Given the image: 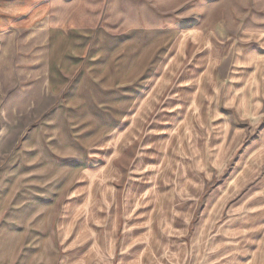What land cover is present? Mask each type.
I'll list each match as a JSON object with an SVG mask.
<instances>
[{"label":"crops","instance_id":"1","mask_svg":"<svg viewBox=\"0 0 264 264\" xmlns=\"http://www.w3.org/2000/svg\"><path fill=\"white\" fill-rule=\"evenodd\" d=\"M42 1L0 0V27L15 19L37 22L39 15L51 19L53 1L44 7ZM125 34L124 56L118 49L96 52L88 59L93 70L78 73L77 84L63 80V90L97 97L78 111L113 102L106 111L121 116L66 185L51 259L29 264H218L211 258L219 251L208 238L202 244L212 220L192 215L189 194L212 180L215 139L217 155L225 144H241L239 123L247 122V169H264V36L230 41L199 27H137ZM80 49L78 43L68 52L83 54ZM76 60L70 57L69 65H79ZM242 225L243 247L231 249L228 264H264V218ZM14 257L0 264H17L19 254Z\"/></svg>","mask_w":264,"mask_h":264},{"label":"rangeland","instance_id":"2","mask_svg":"<svg viewBox=\"0 0 264 264\" xmlns=\"http://www.w3.org/2000/svg\"><path fill=\"white\" fill-rule=\"evenodd\" d=\"M52 1L51 19L39 15L37 22L15 19L0 27L1 262L18 254L17 264L51 259L54 221L66 185L121 116L106 111L114 108L113 102L103 103L102 109L91 105L97 112L78 111L85 99L97 97L91 91L61 88L65 80L77 84L78 73L93 70L89 57L104 55L108 48L124 56L125 33L137 27H199L230 41L264 36V0ZM115 37L114 45L107 41ZM78 43L83 54L68 52ZM70 57L78 58L79 65H69ZM51 76L53 80H47ZM84 80L89 83L90 77L84 75ZM239 125L242 143L225 144V152L217 155L215 139L212 180L202 191L189 193L196 205L192 215L199 222L204 217L212 220L202 244L208 238L219 251L211 258L218 264H228L231 249L243 247L242 223L264 218V169H247L251 161L246 144L252 135L247 122ZM155 194L172 199L168 191L156 189ZM33 251L36 255L29 256Z\"/></svg>","mask_w":264,"mask_h":264}]
</instances>
